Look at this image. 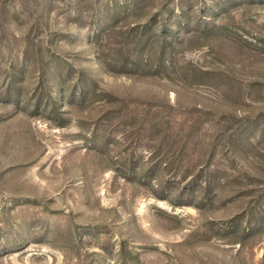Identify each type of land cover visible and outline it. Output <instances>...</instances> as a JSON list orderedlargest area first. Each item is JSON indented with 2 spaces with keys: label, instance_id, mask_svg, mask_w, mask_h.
<instances>
[{
  "label": "rangeland",
  "instance_id": "374dc122",
  "mask_svg": "<svg viewBox=\"0 0 264 264\" xmlns=\"http://www.w3.org/2000/svg\"><path fill=\"white\" fill-rule=\"evenodd\" d=\"M0 264H264V0H0Z\"/></svg>",
  "mask_w": 264,
  "mask_h": 264
}]
</instances>
